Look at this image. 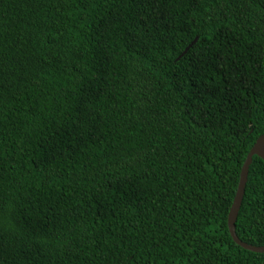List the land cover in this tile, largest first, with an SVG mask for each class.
Masks as SVG:
<instances>
[{
  "label": "trees",
  "instance_id": "1",
  "mask_svg": "<svg viewBox=\"0 0 264 264\" xmlns=\"http://www.w3.org/2000/svg\"><path fill=\"white\" fill-rule=\"evenodd\" d=\"M263 135L264 0H0V264H264Z\"/></svg>",
  "mask_w": 264,
  "mask_h": 264
},
{
  "label": "water",
  "instance_id": "2",
  "mask_svg": "<svg viewBox=\"0 0 264 264\" xmlns=\"http://www.w3.org/2000/svg\"><path fill=\"white\" fill-rule=\"evenodd\" d=\"M189 50V48L186 50V52ZM257 155L259 157H261L264 160V135L261 136L256 144L254 145V147L252 148V150L250 151L243 167H242V171H241V176H240V182H239V186H238V190L234 199V203L232 205L230 214H229V220H228V224H229V230L230 233L233 237V239L242 247L248 249V250H252L255 252H264V247H256V246H252L249 245L245 242H242L237 233H236V222H237V218L239 215V211L240 208L242 206V202L244 199V194H245V190H246V185H247V180H248V175H249V168L250 165L252 163L253 157Z\"/></svg>",
  "mask_w": 264,
  "mask_h": 264
}]
</instances>
